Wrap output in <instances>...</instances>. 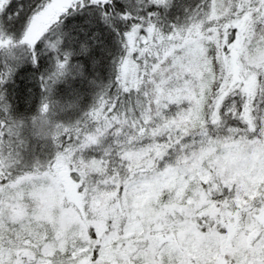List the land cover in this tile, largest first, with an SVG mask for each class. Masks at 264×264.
<instances>
[{
	"label": "snow or ice",
	"instance_id": "1",
	"mask_svg": "<svg viewBox=\"0 0 264 264\" xmlns=\"http://www.w3.org/2000/svg\"><path fill=\"white\" fill-rule=\"evenodd\" d=\"M0 264H264V0H0Z\"/></svg>",
	"mask_w": 264,
	"mask_h": 264
}]
</instances>
